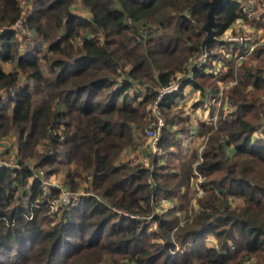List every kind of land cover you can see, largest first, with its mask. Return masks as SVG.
I'll list each match as a JSON object with an SVG mask.
<instances>
[{
    "label": "trees",
    "instance_id": "trees-1",
    "mask_svg": "<svg viewBox=\"0 0 264 264\" xmlns=\"http://www.w3.org/2000/svg\"><path fill=\"white\" fill-rule=\"evenodd\" d=\"M211 1L0 0V146L15 144L1 150L0 264H264V40L241 59L223 38L239 20L263 28L264 0H224L206 40ZM221 85L233 110L199 122L196 165L179 102ZM42 170L80 192L61 213Z\"/></svg>",
    "mask_w": 264,
    "mask_h": 264
},
{
    "label": "built area",
    "instance_id": "built-area-1",
    "mask_svg": "<svg viewBox=\"0 0 264 264\" xmlns=\"http://www.w3.org/2000/svg\"><path fill=\"white\" fill-rule=\"evenodd\" d=\"M21 2L26 4V0H21ZM22 26H23V20L18 21L16 27H22ZM240 28L241 26H238L236 30H234V32H227V35L226 36L224 35L223 38L226 39L227 41L239 42L241 43V45H244L246 51L244 52L243 55L240 56L241 59H244L247 55H250L252 53L255 46L257 45V42L252 36L247 34L246 31H240ZM212 53L213 51L206 49L200 57L194 59L193 64L197 66L204 65L206 62H208ZM189 79H193V75H190ZM181 88H182V83L180 81L172 82L170 85L160 90L159 95L152 104V110H153L152 113L156 117V126L146 129L145 136L148 139L151 150L154 152L157 151V149L159 148L158 142L162 135V128L165 126V121L161 114L160 103L166 97L179 93ZM205 106L207 109H210V112L208 117L204 118V121L210 124H217L218 115L221 110H223L224 112H231L233 110V108H231L230 106V103L224 97L223 85H221L218 92H209ZM203 148H204V143L198 147L199 157L196 162V165L201 163L203 160V158L201 157ZM4 164H9V162L4 159L2 154H0V166ZM195 174H196V179L193 181L194 189L197 191L199 195H203L204 191L201 187V183L204 180V177L200 174L198 170H195ZM40 178L42 184L45 187L49 189L54 188L59 191V196L50 201V207L52 211L58 212L63 206L71 205L73 203L78 193L70 191L67 188V185L64 183V181L58 178H53V179L47 178L43 170L40 172ZM123 213L128 216L135 217V215L133 214L125 213V212Z\"/></svg>",
    "mask_w": 264,
    "mask_h": 264
},
{
    "label": "crops",
    "instance_id": "crops-1",
    "mask_svg": "<svg viewBox=\"0 0 264 264\" xmlns=\"http://www.w3.org/2000/svg\"><path fill=\"white\" fill-rule=\"evenodd\" d=\"M242 22V21H241ZM239 25L236 24L233 28L234 30H236V28L238 27ZM241 28L245 29V30H248V31H255L256 30V27L253 25V24H246V26H241ZM264 28V27H263ZM242 29V30H243ZM262 29V28H261ZM260 29V30H261ZM232 30V29H231ZM259 30V32H260ZM230 32V31H228ZM234 32V31H232ZM264 38H261V39H258V42H261L263 41ZM8 66V65H7ZM7 68V67H6ZM10 66H8L7 69H9ZM185 97L183 99L180 100L179 102V106L180 107H183L185 109V107L187 106L188 108H191V110L188 112L186 111L187 114H189L190 116V130L189 132H186V136L185 138H182L183 141H184V153L185 155H188L190 156L192 150L196 147V144L197 142L199 141L200 139V134H199V122L196 121V119L199 117L198 115L200 114H204V116L202 117V119H200V121H203L204 118L208 115V111H207V108L205 107V105L203 103H205V100L204 102H202V104L200 106H196L195 104L198 103L196 102L195 104L193 105H189V103L191 102V100L193 99V97L190 98V95L191 93H195V94H198L201 96L200 92L198 90H194L192 87H186L185 89ZM199 100V99H198ZM192 108H201L203 109L202 112L200 113L199 111H197V109H192ZM194 110H196L197 112L194 114ZM192 111V113H191ZM181 136V135H180ZM139 157H144V155L142 154H139L138 152H136ZM134 153H132L131 150H126L123 155H122V159L126 160L127 158L129 159L130 157H133Z\"/></svg>",
    "mask_w": 264,
    "mask_h": 264
},
{
    "label": "rangeland",
    "instance_id": "rangeland-1",
    "mask_svg": "<svg viewBox=\"0 0 264 264\" xmlns=\"http://www.w3.org/2000/svg\"><path fill=\"white\" fill-rule=\"evenodd\" d=\"M251 3H254L253 1H251ZM242 20H239L236 24H238L239 26H246V24H248V23H246L245 21H242ZM243 28H240V31H246V33L247 34H249L250 36H252L254 39H255V41L257 42V44L259 43L258 42V39H261V38H264V28H262L261 30H260V32H259V30H255L254 32L253 31H248V30H245V29H243ZM231 32V31H230ZM227 35V33H225V36ZM264 40V39H263ZM232 43H235V44H237V45H241V43H239V42H232ZM236 53H238V54H236V57H239V56H241V55H243L244 54V52L243 53H240V52H236ZM251 55V54H250ZM249 55H247L245 58H247ZM244 58V59H245ZM189 87V86H188ZM191 97H193V99L191 100V102L189 103V105L191 106V105H193V104H195L196 102H201L202 100H204V97H202V96H200V95H198V94H195V93H191V95H190V98ZM199 99V100H198ZM206 102H207V97H206V100H205V103H203L204 105L206 104ZM197 104V103H196ZM195 104V105H196ZM206 107V106H205ZM181 108H183V107H181ZM184 109V108H183ZM192 109H197V111H199L200 113L202 112V110L203 109H201V108H192ZM185 112L186 111H190L191 110V108H188L187 106L185 107ZM196 110H194V114L197 112ZM207 111H208V115H209V112H210V109H207ZM191 113H192V111H191ZM208 115L205 117V118H207L208 117ZM199 117L196 119V121L197 122H200V119H202V117L204 116V114H199L198 115ZM181 135V136H180ZM181 137V138H185V136H186V134H185V132H182V133H179L178 134V137ZM184 142V141H183ZM202 142H203V138H200L199 139V141L197 142V144H196V146H201L202 145ZM15 144H14V138L12 137V138H7V139H5V140H3L2 142H1V146H0V154H2L3 155V152L1 151V150H5L6 148H12L13 146H14ZM145 149L146 150H148V152H151L152 150L150 149V147H149V144H147V146L145 147ZM138 153L139 154H142V155H144V157H145V151H143V149H140V150H138ZM3 157L5 158L6 156H4L3 155ZM59 179V178H58ZM62 180V179H61ZM196 191V190H195ZM78 193H80V192H78ZM169 204H167V203H163V206L162 207H164V208H167V206H168ZM61 211H62V209H60V211H58V213H61ZM212 240V239H211Z\"/></svg>",
    "mask_w": 264,
    "mask_h": 264
},
{
    "label": "water",
    "instance_id": "water-1",
    "mask_svg": "<svg viewBox=\"0 0 264 264\" xmlns=\"http://www.w3.org/2000/svg\"><path fill=\"white\" fill-rule=\"evenodd\" d=\"M224 0H212L210 2V10L208 12V19L207 22L205 23L203 29L207 32V39L209 40L210 38L214 37L215 30L213 28L214 22H215V16L214 12L215 9L223 2Z\"/></svg>",
    "mask_w": 264,
    "mask_h": 264
}]
</instances>
